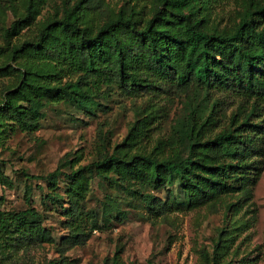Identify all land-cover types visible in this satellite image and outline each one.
Listing matches in <instances>:
<instances>
[{
  "label": "trees",
  "instance_id": "1",
  "mask_svg": "<svg viewBox=\"0 0 264 264\" xmlns=\"http://www.w3.org/2000/svg\"><path fill=\"white\" fill-rule=\"evenodd\" d=\"M48 1L20 0L22 10L14 8L12 20L0 25V77L12 76L0 92V141L15 128L37 129L49 103L72 100L91 111L96 96L113 87L126 95L149 93L110 152L76 167L80 152L65 157L44 176L45 195L61 206L66 198L64 214L78 216L97 175L144 200L155 216L224 204L225 223L211 253L203 251L207 264H254L234 256L238 236L256 221L253 190L264 168V0H240L222 26L214 8L228 0L128 1L96 17L90 8L97 0H63L60 11L36 21ZM170 87L193 93L161 131L169 111L162 98ZM65 165L69 171L60 169ZM61 174L63 193L57 190ZM0 184L12 185L1 168ZM146 187H164L166 196ZM42 221L31 205L0 208V253L51 241ZM78 226L66 240L79 241ZM120 250L111 264H123Z\"/></svg>",
  "mask_w": 264,
  "mask_h": 264
},
{
  "label": "rangeland",
  "instance_id": "2",
  "mask_svg": "<svg viewBox=\"0 0 264 264\" xmlns=\"http://www.w3.org/2000/svg\"><path fill=\"white\" fill-rule=\"evenodd\" d=\"M128 1L135 5L149 3V0H97L90 11L95 17L99 11L112 13ZM62 2L49 0L36 21H42L55 9L60 11ZM240 6V0H228L216 6L220 25L234 17ZM14 8L22 10L20 0H0V25L12 20ZM29 29L35 27L23 31ZM11 79V75L0 77V92ZM186 90L170 87L163 94L169 111L161 131L183 111L186 94L193 93L191 89ZM148 97L146 92L126 95L113 87L107 94L96 96L99 104L91 111L83 110L72 100H59L43 107L44 115L37 129L26 132L15 128L7 132L0 141V168L12 185L0 184V208L36 207L43 214L42 224L50 230L52 240L20 248L12 255L0 253V264H103L105 258L111 264L118 248L123 264H207L203 251L211 253L218 229L225 223L224 204L181 207L155 216L148 211L144 200L97 175L91 179L78 216L64 214L66 198L61 199V206L45 195L48 188L44 176L48 172L74 152H80L81 158L73 167L90 162L106 148L110 152L134 120L135 110L143 107ZM21 169L42 177L26 178ZM60 169L69 171L70 167L65 165ZM62 176L58 179L60 193L64 191ZM172 189L178 192L175 186ZM145 190L162 199L166 196L164 187ZM252 201L257 209L256 221L238 236L234 257L249 256L254 264H264V168L254 186ZM74 223L79 224L76 236L79 241L71 243L68 235Z\"/></svg>",
  "mask_w": 264,
  "mask_h": 264
}]
</instances>
